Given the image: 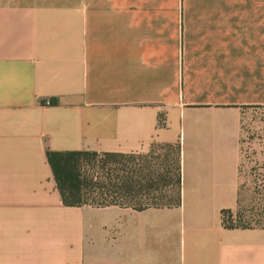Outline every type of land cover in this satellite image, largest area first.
I'll use <instances>...</instances> for the list:
<instances>
[{"label":"crops","instance_id":"crops-1","mask_svg":"<svg viewBox=\"0 0 264 264\" xmlns=\"http://www.w3.org/2000/svg\"><path fill=\"white\" fill-rule=\"evenodd\" d=\"M254 104L264 0H0V264H264V226L223 221ZM156 143L178 206L67 204L47 156Z\"/></svg>","mask_w":264,"mask_h":264},{"label":"trees","instance_id":"trees-1","mask_svg":"<svg viewBox=\"0 0 264 264\" xmlns=\"http://www.w3.org/2000/svg\"><path fill=\"white\" fill-rule=\"evenodd\" d=\"M47 156L67 204L140 210L182 203L180 144L156 143L147 153L48 149ZM232 215L233 209L223 210L226 226H254L228 220Z\"/></svg>","mask_w":264,"mask_h":264},{"label":"rangeland","instance_id":"rangeland-1","mask_svg":"<svg viewBox=\"0 0 264 264\" xmlns=\"http://www.w3.org/2000/svg\"><path fill=\"white\" fill-rule=\"evenodd\" d=\"M227 218L264 226V104L242 109L240 191L233 215Z\"/></svg>","mask_w":264,"mask_h":264},{"label":"built area","instance_id":"built-area-1","mask_svg":"<svg viewBox=\"0 0 264 264\" xmlns=\"http://www.w3.org/2000/svg\"><path fill=\"white\" fill-rule=\"evenodd\" d=\"M49 102V101H48Z\"/></svg>","mask_w":264,"mask_h":264}]
</instances>
